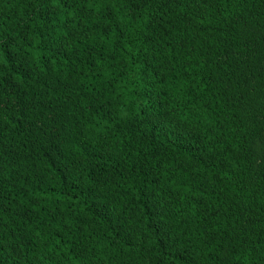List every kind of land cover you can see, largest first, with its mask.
I'll list each match as a JSON object with an SVG mask.
<instances>
[{
  "label": "trees",
  "instance_id": "obj_1",
  "mask_svg": "<svg viewBox=\"0 0 264 264\" xmlns=\"http://www.w3.org/2000/svg\"><path fill=\"white\" fill-rule=\"evenodd\" d=\"M0 264H264V0H0Z\"/></svg>",
  "mask_w": 264,
  "mask_h": 264
}]
</instances>
